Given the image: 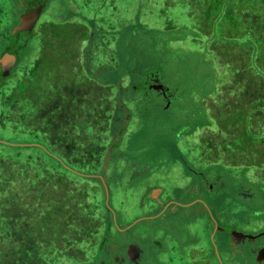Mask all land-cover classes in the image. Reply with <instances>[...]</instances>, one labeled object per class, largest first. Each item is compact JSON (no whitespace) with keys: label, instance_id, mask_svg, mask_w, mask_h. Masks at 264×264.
Returning <instances> with one entry per match:
<instances>
[{"label":"rangeland","instance_id":"1","mask_svg":"<svg viewBox=\"0 0 264 264\" xmlns=\"http://www.w3.org/2000/svg\"><path fill=\"white\" fill-rule=\"evenodd\" d=\"M20 2L0 0V53L10 39L19 48L0 74V264H90L110 220L98 264L120 262L126 243L143 248L139 264H264L247 251L251 236L264 244V118L254 144L235 128L259 99L248 83H264V0H45L24 31ZM72 33L70 54L58 43ZM130 79L147 92L121 91ZM210 167L218 187L238 179L214 187V204L135 223L157 209L142 206L150 188L185 201Z\"/></svg>","mask_w":264,"mask_h":264},{"label":"trees","instance_id":"2","mask_svg":"<svg viewBox=\"0 0 264 264\" xmlns=\"http://www.w3.org/2000/svg\"><path fill=\"white\" fill-rule=\"evenodd\" d=\"M21 1H23V0H21ZM74 26H75V31L73 30V33H78V31H77L78 26H76V25H74ZM58 32H59V30L57 28H55L54 29V32H53V36L49 38V39L54 38L53 42L50 43V45H52V47H50V49H49V53H50L51 56H52V53L54 51H58L57 48H53V45L54 44H55V47L57 45V41L56 42H54V41L57 38V33ZM73 33L71 35H69V36L68 35H65L66 38L65 37L63 39L61 38L62 42H59L58 43V45H61V47L59 49H62V48H65V49H68V50L70 49V51H69L70 54H73V53H75L77 51V46H75L76 43H74L73 40L71 39V38H73V36L76 37L77 34H73ZM12 37L14 38V36H12ZM89 39H91V38H89ZM95 39H96V37L95 38L93 37L91 39V41H95ZM12 41H14V39ZM88 43H89V40H88ZM254 43H255V40L253 41V46H254L253 48H255V44ZM245 44H247V46L249 47V43H245ZM22 45H21V47H22ZM18 49L19 48H16L15 49V47H14V51L17 53V55H18ZM250 52L251 53H254L255 51L254 50L252 51L250 49ZM83 54H84V56H89L90 55V53H87V49L86 48L83 49ZM247 54H248V52H247ZM57 55H59V54L58 53L55 54V57H57L56 59L58 60L59 58H58ZM249 61H250V65H251L253 63L252 62L253 61V54L249 58ZM164 62L165 61H163L161 64H164ZM54 63H56V62H54ZM59 64H60V62L58 63V61H57V63L55 64L56 65V69L59 67ZM37 66H36V68H37ZM60 69H61V66H60ZM243 69L245 71H247V74H252L253 72H254V74H256V72L253 71V70L252 71H248V70H246L247 68H243ZM247 74H246V76H247ZM257 75L259 76L258 73H257ZM258 76H257V79H256L257 82L253 81V78H252L250 80V83H248V85L251 86V88L253 90L254 89L257 90L256 92L259 94V99L256 100V101H252L251 99L249 100L250 101L249 103H251V104H249L248 106H251L253 110L248 115H245V116L244 115H241L240 117H238V123H237V126L235 127L237 129V131H238V134L240 135L239 141L241 143H243V144H245L247 141H249L251 144H254V143H256L258 141L256 139V138H259L258 135H257L258 132H255L253 130L255 128V123H257L258 125H260L261 122H259V120L261 118H264L262 115L259 116V113H258V111L259 112H264V83H261V82L259 83V79L260 78H258ZM83 77L89 79V77L86 74H83ZM149 77H147V81L148 82H149ZM136 84L137 83H136L135 79H130L127 83H124V85L121 86V87H124V90L121 89V91L126 92L127 94H130V96L132 98L135 96L134 94H136V93L139 94V92H142L143 94H145L147 92V91H145L144 88L136 87L137 86ZM258 86H259V88L257 89ZM143 96H140V98H142ZM140 98H139V100L141 101ZM41 100L43 101V98H41ZM41 102H39V104H37V103H34V104L37 105V106H41L42 105ZM131 103L132 102H130L129 104H131ZM257 106H259V109H260V110L257 109L258 111L255 110L257 108ZM42 107H43V105H42ZM122 113H123V111H121V112L114 111L113 112V115H111L110 118H109V123H110L111 134L112 135L115 134V131L121 126V123L123 122V119H121ZM186 116H187V119H189L190 117H192L191 113H188V112H187V115ZM263 125H264V123H263ZM262 131H264V129ZM263 141H264V135L262 136V139L259 140V142H260L259 145L262 146V147H263ZM241 168L243 169V167H241ZM208 170L211 171V167ZM238 171H240V169ZM238 171H236V169H232L231 172H230V174L238 173ZM209 176H211V175H209ZM214 178H216V177H214ZM226 181H229V186L228 187L225 186L224 188L222 186H220L219 189H222V190L227 191L230 187H235L236 183L238 182V179H237V177L231 175V177L228 178ZM204 191L206 193V190H204ZM215 195H217V194H215ZM106 228L107 229L104 230L105 233L103 232L102 236H98L100 238V240L98 242L97 249L94 250L95 253H96V255H93V257H91V259H89L90 260L89 261L90 264H98V261L102 258V257L100 258L99 256H103L102 254L104 253V251H106V250L103 251V249L104 248H107L108 249V247H109L108 244H107L108 239H110L111 242H112L111 235H112V231H114L113 228H115L113 226V221L112 220H110V222L107 224ZM111 256L109 258H111Z\"/></svg>","mask_w":264,"mask_h":264},{"label":"flooded vegetation","instance_id":"3","mask_svg":"<svg viewBox=\"0 0 264 264\" xmlns=\"http://www.w3.org/2000/svg\"><path fill=\"white\" fill-rule=\"evenodd\" d=\"M44 1L45 0H23L21 1V8L22 10L20 11V13L18 15H22L24 14L29 8L31 7H36L40 4H44ZM23 4V5H22ZM43 9V7H42ZM11 40V39H10ZM7 40L9 42H7V44H5L4 48L2 49V52L0 53V57L7 53V54H14L16 55V59H17V53L14 51V47L12 46V40ZM15 59V60H16ZM16 64V61L14 62V64L9 68V72H11V68L14 67V65ZM2 67H0V74L2 72ZM8 75V74H6ZM4 75V76H6ZM3 76V75H2ZM155 79L158 80V82L155 83ZM160 83L159 82V78H157L156 76H150L149 77V83L148 84H158ZM153 89V88H152ZM155 93L157 95H159L163 100H167L169 101L171 99V91L169 89H166L165 87H159V89L155 90ZM217 177L216 178H211L210 176H201L200 179L198 180H192V183H191V189L187 191V193H189L190 195H192L191 198L189 199H186L185 201H180V200H170V199H167V200H164V199H161V192L159 193V195L157 197H153L152 195V192L154 191V188H150L148 190V193H147V196L144 197L143 199V202H142V206H145L146 205V200L147 199H152L155 201V203L157 204V211L154 209V212L147 215V216H140L138 217L136 220H135V223L136 222H140V221H143V220H147V219H154L156 217H158L160 215V213L162 215H166L167 213H170L169 211H174L176 209H172V208H177V207H192V205H199L201 207H203V209H205L208 204H209V200H207L208 198L212 201L213 199L215 200V192L213 191L214 190V187H218L217 185ZM213 185V187H212ZM204 189L206 190V193L204 191ZM213 191V192H211ZM208 197V198H207ZM207 198V199H206ZM215 202L212 201V204H214ZM208 212L209 211H212L211 208H207L206 209ZM164 216H161V217H164ZM264 235V234H262ZM256 238V237H255ZM254 238V239H255ZM254 239H252L251 241H248L250 247L249 249H247V251L253 253L256 255V253H258L261 249L264 248V244H261V245H257V246H253L252 243L254 241ZM154 243H156V241H154ZM130 244V243H129ZM129 244H125L123 247H125V249H127L128 245ZM135 245L141 249V252L139 253V249L138 250V253L135 255V258L136 260L135 261H131L127 258V252L124 250L120 251V253H117V259L120 261V262H117V261H114L112 259L113 256H111V260L107 263V264H119V263H122V264H139L140 263V260L141 258L143 257V248H141L139 245H137L135 243ZM240 245V244H238ZM234 248H237L236 246ZM232 248V250L234 249ZM240 248V247H238ZM231 252V251H230Z\"/></svg>","mask_w":264,"mask_h":264},{"label":"water","instance_id":"4","mask_svg":"<svg viewBox=\"0 0 264 264\" xmlns=\"http://www.w3.org/2000/svg\"><path fill=\"white\" fill-rule=\"evenodd\" d=\"M44 5V4H43ZM42 4L36 6L35 8L34 7H31L29 8L24 14L21 15V19H20V24H19V30L21 31H24V30H30V29H33L34 25L36 24V21L41 13V10H42V7H43ZM18 29V27H17ZM18 34L16 33V36ZM15 58H16V55L14 54H3L1 57H0V67H2L3 69L5 70H9V68L14 64L15 62ZM155 83L158 82L157 79L154 80ZM149 88H153V89H159V87H165L163 86L162 84H150L148 86ZM167 89V87H165ZM155 191L152 192V195L154 194ZM155 195H153L154 197ZM237 231H232L230 236H231V241L234 242V240H238L241 236H244V235H239V234H235ZM238 233V232H237ZM264 234V233H263ZM258 235H262L261 233L258 234ZM251 236V235H250ZM253 237V239L256 237V236H251ZM139 249V253L141 252V249L138 248L135 244L133 243H130L127 247V250H126V256L129 260H131L132 262L136 260L135 258V255L138 253V250ZM259 254L261 253H264V248L261 249L259 252ZM262 255H260L259 257L261 258ZM258 257V258H259Z\"/></svg>","mask_w":264,"mask_h":264},{"label":"crops","instance_id":"5","mask_svg":"<svg viewBox=\"0 0 264 264\" xmlns=\"http://www.w3.org/2000/svg\"><path fill=\"white\" fill-rule=\"evenodd\" d=\"M210 172L211 171H209V172H207V174L206 175H203V176H209V175H211L210 174ZM211 178H214L215 177V175L213 174V176L211 175L210 176ZM217 177V176H216ZM192 186V185H191ZM191 186L190 187H186V189H185V191H188V190H190L191 189ZM220 186V185H219ZM217 189H219V187H216ZM205 190V189H204ZM154 194L153 195H155L154 197H157L158 195H159V193L162 191L161 189H159V188H155L154 189ZM214 191V190H213ZM213 191H211V192H213ZM189 194V193H188ZM216 200V199H215ZM215 200L213 199L212 201H214L215 202ZM156 211H157V209H155Z\"/></svg>","mask_w":264,"mask_h":264}]
</instances>
